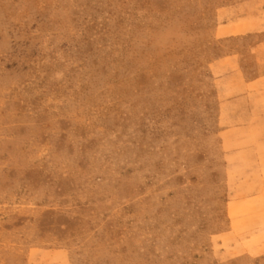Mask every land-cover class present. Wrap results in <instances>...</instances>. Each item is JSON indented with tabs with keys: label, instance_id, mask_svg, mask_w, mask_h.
Listing matches in <instances>:
<instances>
[{
	"label": "rangeland",
	"instance_id": "obj_1",
	"mask_svg": "<svg viewBox=\"0 0 264 264\" xmlns=\"http://www.w3.org/2000/svg\"><path fill=\"white\" fill-rule=\"evenodd\" d=\"M0 264H264V0H0Z\"/></svg>",
	"mask_w": 264,
	"mask_h": 264
}]
</instances>
